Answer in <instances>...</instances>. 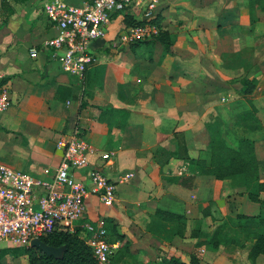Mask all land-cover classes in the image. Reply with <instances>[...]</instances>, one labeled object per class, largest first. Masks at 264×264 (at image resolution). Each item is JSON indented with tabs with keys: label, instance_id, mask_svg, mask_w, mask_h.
Masks as SVG:
<instances>
[{
	"label": "crops",
	"instance_id": "0c3cea01",
	"mask_svg": "<svg viewBox=\"0 0 264 264\" xmlns=\"http://www.w3.org/2000/svg\"><path fill=\"white\" fill-rule=\"evenodd\" d=\"M46 1L0 0V79L12 100L0 113V163L50 179L62 155L57 141L78 123L97 149L90 167L118 182L113 205L94 194L85 200L84 221L113 219L125 235L112 236L110 264H159L172 256L189 263L193 253L201 264H253L251 240L217 249L197 243L238 214H264V202L241 194L231 179L198 174L187 188L168 177L189 173L188 156L210 155L211 128L219 122L224 133L255 139L264 180V0H162L155 24L171 33V52L155 38L114 47L127 26L125 13L115 14L106 37L92 42L95 62L82 77L65 72L63 51L45 45L57 33ZM244 80L254 85L249 94ZM250 110L261 127L242 133L238 118ZM159 209L187 215L184 237ZM197 226L203 232L192 236ZM0 264L28 262L8 251Z\"/></svg>",
	"mask_w": 264,
	"mask_h": 264
},
{
	"label": "built area",
	"instance_id": "2783aa9c",
	"mask_svg": "<svg viewBox=\"0 0 264 264\" xmlns=\"http://www.w3.org/2000/svg\"><path fill=\"white\" fill-rule=\"evenodd\" d=\"M162 0H92L72 5L65 0H47L45 12L57 33L45 45L62 50L63 70L73 76H84L94 64L92 42L105 38L115 14L131 13L146 23L125 26L112 44L133 45L154 38L158 26L150 22L157 16ZM36 55L37 49L32 48ZM10 87L0 79V113L11 105ZM62 152L60 163L50 179L14 169L0 163V249L3 246L29 247L59 228L79 236L93 249L100 264H110L116 243L109 241L106 221H84L85 200L97 195L105 205H113L118 182L110 179L101 167H90L91 155L97 149L88 141L85 130L75 123L61 135L56 144ZM111 153H103L108 159ZM78 171L86 175L77 176ZM127 181L128 176L123 177Z\"/></svg>",
	"mask_w": 264,
	"mask_h": 264
},
{
	"label": "trees",
	"instance_id": "16d2710c",
	"mask_svg": "<svg viewBox=\"0 0 264 264\" xmlns=\"http://www.w3.org/2000/svg\"><path fill=\"white\" fill-rule=\"evenodd\" d=\"M260 0H252L258 3ZM125 23L127 26L141 25L145 20L136 18L131 13H125ZM150 22L157 23L158 15L150 19ZM164 47L166 52H171L173 43L171 33L168 30L160 29L158 35L154 37ZM147 41V40H146ZM141 41L134 45L140 44ZM244 93L252 92L254 85L250 80H244ZM253 109L255 104L251 101ZM219 122L213 124L211 128V149L207 158L187 157L189 173L179 176H169V182L180 184L187 188H193L195 177L198 174H209L215 178L231 179L239 189L242 185L241 194L246 193L252 201L264 202V180H261L259 164L256 154V141L247 134H227L220 131ZM243 126L244 132L257 130L261 127L255 110L242 113L238 118V127ZM207 208L202 209L205 212ZM156 214L169 222L175 223V234L182 237L186 235L187 215L178 214L166 210H157ZM206 214V213H205ZM107 227V238L113 241L112 236L124 239L125 235L118 230V224L110 218H104ZM202 227L197 226L192 231V236L202 233ZM201 236V235H198ZM45 243L62 249L59 256L48 255L37 247H10L0 249V259L8 251L26 257L28 264H100L93 249L80 236L78 231L71 232L63 228L55 230L52 234L43 238ZM243 240L253 241L248 251V258L255 264L260 255L264 254V214L246 215L238 214L234 218L223 221L211 236L199 241L197 246L207 245L210 249H217L220 245L236 244L243 246ZM200 258L196 254L191 255L190 262H185L177 256L164 258L159 264H201Z\"/></svg>",
	"mask_w": 264,
	"mask_h": 264
},
{
	"label": "water",
	"instance_id": "95a60500",
	"mask_svg": "<svg viewBox=\"0 0 264 264\" xmlns=\"http://www.w3.org/2000/svg\"><path fill=\"white\" fill-rule=\"evenodd\" d=\"M31 246L41 249L42 251H44L48 255L59 256L62 253V249L61 248L50 246L47 243H45V241L42 240V239H34V240H32Z\"/></svg>",
	"mask_w": 264,
	"mask_h": 264
},
{
	"label": "rangeland",
	"instance_id": "374dc122",
	"mask_svg": "<svg viewBox=\"0 0 264 264\" xmlns=\"http://www.w3.org/2000/svg\"><path fill=\"white\" fill-rule=\"evenodd\" d=\"M242 185L239 187V190H243L244 189V186H242ZM21 256L23 257V255H21ZM260 264H264V263H260Z\"/></svg>",
	"mask_w": 264,
	"mask_h": 264
}]
</instances>
